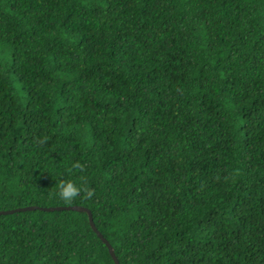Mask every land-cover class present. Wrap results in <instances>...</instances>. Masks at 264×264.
I'll use <instances>...</instances> for the list:
<instances>
[{"label":"trees","instance_id":"obj_1","mask_svg":"<svg viewBox=\"0 0 264 264\" xmlns=\"http://www.w3.org/2000/svg\"><path fill=\"white\" fill-rule=\"evenodd\" d=\"M31 205L119 264H264V0H0V211ZM0 264L114 262L34 209Z\"/></svg>","mask_w":264,"mask_h":264},{"label":"clouds","instance_id":"obj_2","mask_svg":"<svg viewBox=\"0 0 264 264\" xmlns=\"http://www.w3.org/2000/svg\"><path fill=\"white\" fill-rule=\"evenodd\" d=\"M75 169H83V165L80 163H74L72 165ZM56 183V189L54 195L65 201H72L79 195L91 196L92 191L88 186L87 178L83 175L78 178H60Z\"/></svg>","mask_w":264,"mask_h":264},{"label":"water","instance_id":"obj_3","mask_svg":"<svg viewBox=\"0 0 264 264\" xmlns=\"http://www.w3.org/2000/svg\"><path fill=\"white\" fill-rule=\"evenodd\" d=\"M34 209H39V210H43V211H55V210H64V209H66V210L86 212V214L88 216L89 225H90L91 229L93 230V232L98 236V238L107 247L108 252H109L114 264H119L118 259L116 258V255L114 253L113 247L108 242V240H106V238L103 237V235L100 233V231L96 228V226L94 225L93 219H92L91 212L86 207L78 206V205L57 206V207H40V206H36V205H31V206H26V207H21V208H14V209H10V210H1L0 211V215L11 214V213H14V212H17V211H26V210H34Z\"/></svg>","mask_w":264,"mask_h":264}]
</instances>
